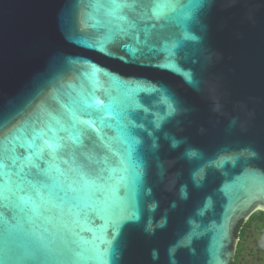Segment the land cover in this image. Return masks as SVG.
I'll use <instances>...</instances> for the list:
<instances>
[{
    "label": "water",
    "instance_id": "water-1",
    "mask_svg": "<svg viewBox=\"0 0 264 264\" xmlns=\"http://www.w3.org/2000/svg\"><path fill=\"white\" fill-rule=\"evenodd\" d=\"M154 3L0 0L3 264H234L264 209V0Z\"/></svg>",
    "mask_w": 264,
    "mask_h": 264
},
{
    "label": "snow or ice",
    "instance_id": "snow-or-ice-1",
    "mask_svg": "<svg viewBox=\"0 0 264 264\" xmlns=\"http://www.w3.org/2000/svg\"><path fill=\"white\" fill-rule=\"evenodd\" d=\"M140 0H112V15L120 18L127 19L126 16L123 15L124 9H134ZM212 0H195L197 6H204L210 4ZM175 0H155L154 6L151 8L152 16L155 18H159L161 15H165L167 11L174 9ZM191 11L185 13V18L191 17ZM185 79L188 82H192V76L189 73H182ZM96 104H102L103 101L96 100ZM134 127V125H133ZM62 139V138H61ZM45 146L52 152L56 153L66 147V144L61 143L60 140L50 139L44 141ZM130 150H134V146H130ZM41 153L44 151L43 148L39 150ZM4 167V162L0 161V168ZM33 167H38V165H33ZM83 174V173H82ZM139 176V173H137ZM0 264H3V261H0Z\"/></svg>",
    "mask_w": 264,
    "mask_h": 264
},
{
    "label": "trees",
    "instance_id": "trees-1",
    "mask_svg": "<svg viewBox=\"0 0 264 264\" xmlns=\"http://www.w3.org/2000/svg\"><path fill=\"white\" fill-rule=\"evenodd\" d=\"M236 235L239 238V243L234 264H246L247 251L249 250L247 241L251 235L262 239L261 244L264 248V209L254 212L248 220L240 221L236 228Z\"/></svg>",
    "mask_w": 264,
    "mask_h": 264
},
{
    "label": "rangeland",
    "instance_id": "rangeland-1",
    "mask_svg": "<svg viewBox=\"0 0 264 264\" xmlns=\"http://www.w3.org/2000/svg\"><path fill=\"white\" fill-rule=\"evenodd\" d=\"M262 239L251 235L247 241L249 250L247 251L246 264H264V248Z\"/></svg>",
    "mask_w": 264,
    "mask_h": 264
}]
</instances>
